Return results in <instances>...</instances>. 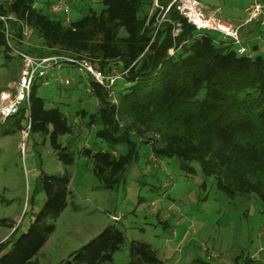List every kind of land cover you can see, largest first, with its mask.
<instances>
[{
  "label": "trees",
  "instance_id": "16d2710c",
  "mask_svg": "<svg viewBox=\"0 0 264 264\" xmlns=\"http://www.w3.org/2000/svg\"><path fill=\"white\" fill-rule=\"evenodd\" d=\"M169 1L158 0L163 8ZM34 2L0 0V15L11 13L17 20L10 22L17 37L19 23H24L48 48L85 54L103 73L126 71L114 85L115 104L104 89L85 79L92 90L84 93L98 103L86 126H96L95 138L106 149L84 148L83 154L102 188L119 185L138 156V144L144 143L157 157L175 158L182 168L197 165L228 198L253 197L264 207V55H237L229 42L196 31L174 8L155 30V15L147 19L144 11L151 0H99V13L89 11L68 27L47 13L49 3L36 9ZM176 23L180 32L172 37ZM0 46L10 58L1 32ZM39 87L34 85L30 92L29 115L22 108L6 119L3 124L11 122L12 129L5 133L25 130L28 122L27 139L40 137L62 166H71L73 153L59 138L71 135L72 128L58 108L45 107ZM69 181L67 173L40 177L43 205L25 232L15 236L16 227L0 243V264H37V255L66 208ZM123 243L120 229L107 224L57 264H109ZM128 256L127 264H163L157 251L140 241L128 243Z\"/></svg>",
  "mask_w": 264,
  "mask_h": 264
},
{
  "label": "rangeland",
  "instance_id": "374dc122",
  "mask_svg": "<svg viewBox=\"0 0 264 264\" xmlns=\"http://www.w3.org/2000/svg\"><path fill=\"white\" fill-rule=\"evenodd\" d=\"M51 1L35 0L34 7L43 9ZM156 1L157 7L151 0L144 8L147 19L155 15V30L166 14L158 8L162 6ZM225 1L238 4L241 0ZM69 4L71 21L79 20L89 11L99 13L102 10L99 0H70ZM0 16L17 22L11 13ZM209 35L229 42L215 33ZM18 42L34 55L42 51L52 55L87 57L85 54L74 55L61 47L48 48L36 33L28 30L25 37L12 44ZM231 48L235 50L236 47ZM7 53L10 58L4 56V48L0 46V94L17 78L20 68L19 59L8 49ZM59 74L72 77L74 87L65 89L52 83L39 87L37 94L45 100L46 108H58L66 116L72 134L59 138V142L69 146L73 163L62 166L48 144L42 143L36 135L26 140L21 152L22 131L5 133L12 129L11 122L0 124V238L7 232L8 237L16 227L15 236L26 231L44 202L40 190L43 174L67 173L70 194L66 208L37 255V264H57L94 238L95 231L107 224H114L124 236V243L109 264L128 263V243L131 241L149 244L163 264H242L248 258L253 264H264V207L253 197L228 198L216 188L215 180L204 176L197 165L182 168L175 158L157 157L151 152L150 145L140 143L138 156L119 185L112 190L102 188L92 174L90 159L83 154L84 148L106 149L95 138L96 126H86L98 103L84 93L83 75L80 85L76 70ZM120 89L121 86L117 91ZM110 97L115 104V96ZM166 183L168 186L164 187ZM107 213L120 215L119 221L113 223ZM164 225H167L166 229ZM171 226L177 230L174 228L169 232ZM177 233L182 234L179 240Z\"/></svg>",
  "mask_w": 264,
  "mask_h": 264
},
{
  "label": "built area",
  "instance_id": "2783aa9c",
  "mask_svg": "<svg viewBox=\"0 0 264 264\" xmlns=\"http://www.w3.org/2000/svg\"><path fill=\"white\" fill-rule=\"evenodd\" d=\"M11 1L9 0L8 3H11ZM156 3L157 1L153 0L154 7H157ZM172 7L196 31L215 33L223 38L229 39V44L236 47V54L239 56L250 57V53L243 47L238 30L254 21H259L260 25H264L261 0H252L250 5L244 9L243 20L238 26H232L217 18L215 15L206 14L199 0H171L164 9L162 7L158 8L164 14H167ZM69 8V0H52L48 5L47 11L50 15L60 17L62 24L68 27L71 24ZM9 20L11 19L0 16V22L2 24L0 32L4 36L7 49L19 59L20 68L17 78L7 86L5 92L0 94V124H3L6 119L16 115L22 108L25 109L27 116L29 115V95L34 85L38 84L40 87H47L53 83L57 87L65 89L71 88L75 82L74 79L69 76H61L59 74L61 71L76 70L80 78L81 75L84 77L83 91L85 93L88 94L92 90L90 84L85 80L89 78L93 83L104 89L109 97L113 94L115 83L122 80L123 75L126 73V71L119 73L116 70L103 73L94 69L89 59L81 56L49 55L39 57L27 54L18 45L12 44V42L16 43V41H19L20 38L10 31ZM19 25L20 35L21 37H25L27 35V27L24 23H20ZM179 32L180 25L176 23L173 25L172 37H175ZM28 130L29 125L21 133V142L19 144L21 152L24 150ZM166 184L164 187L168 186V183ZM109 219L115 223L119 221L118 217L112 215L109 216Z\"/></svg>",
  "mask_w": 264,
  "mask_h": 264
},
{
  "label": "crops",
  "instance_id": "0c3cea01",
  "mask_svg": "<svg viewBox=\"0 0 264 264\" xmlns=\"http://www.w3.org/2000/svg\"><path fill=\"white\" fill-rule=\"evenodd\" d=\"M199 2L201 3L203 11L206 14L215 15L217 18L221 19L224 22L231 24L232 26H238L243 20L244 9L248 5H250L252 0H241L238 4H235L234 2H229V1L227 3L225 0H199ZM261 4L263 6L262 15L264 16V0H261ZM262 28H264V25H260L259 21H254L248 25L241 27L238 30V34L242 41L243 47H245V49L252 56L253 55H264V43H263L264 42V30H262ZM80 81H81V78H80ZM80 81L77 84L81 85ZM106 215L108 218L111 215L120 218V215H115L114 213H107ZM177 226L179 227V225ZM164 228L166 229L167 225H164ZM174 228L175 226H171L169 232L173 231ZM101 229L102 228L97 229L95 233L97 234ZM182 233H184V231H182ZM7 235H8V232L3 234L0 238V241L1 240L4 241ZM181 237H182V234L177 233V239L179 240Z\"/></svg>",
  "mask_w": 264,
  "mask_h": 264
}]
</instances>
